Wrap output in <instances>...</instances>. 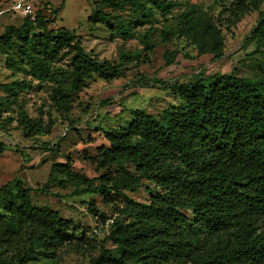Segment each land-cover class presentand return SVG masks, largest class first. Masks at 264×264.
Segmentation results:
<instances>
[{
  "label": "trees",
  "instance_id": "16d2710c",
  "mask_svg": "<svg viewBox=\"0 0 264 264\" xmlns=\"http://www.w3.org/2000/svg\"><path fill=\"white\" fill-rule=\"evenodd\" d=\"M246 1H238L227 17L220 18L190 0L97 4L130 5L134 15L141 13L137 26L148 24L153 10L165 17L180 7L176 29L162 31L163 41L175 35L192 47L194 58L220 59L222 27L234 28L251 10L258 12V21L249 39L264 47V10L259 11L256 1ZM44 17L40 10L35 22L22 19L21 26L6 27L0 35V52L12 38L26 45L22 58L29 69L18 70L37 83H53L51 104L56 112L67 113L85 82L112 81L121 77L122 70L118 64L93 58L74 32L48 30ZM107 18L98 10L87 22L92 28ZM117 28L122 36H129L130 24L117 22ZM150 37L147 32L142 36L148 52L154 48L148 44ZM120 55L121 61L129 57ZM180 55L165 52V66L175 64ZM66 58L64 69H52L53 60ZM167 88L180 100V107L163 110L157 118L136 109L130 112L126 129L104 132L107 145L96 150L94 160L96 170L106 171L101 184L93 186L92 180L72 173L68 160L51 167L49 177L55 172L83 185L73 192L75 196L97 195L111 203V192L122 199L104 246L88 264H264V78L218 74L204 78L201 72L189 83ZM4 116L0 115V129L9 140ZM23 124L29 139L48 135L51 126L49 122L43 128L26 117ZM5 148L0 141V152ZM111 167L116 171L110 174ZM145 181L153 185L146 186L153 192L147 202L124 194ZM17 183L14 194L0 188V264H57V251L70 246V225L58 212L34 206L33 189ZM89 208L98 213L92 205ZM107 244L110 249L104 248Z\"/></svg>",
  "mask_w": 264,
  "mask_h": 264
},
{
  "label": "rangeland",
  "instance_id": "374dc122",
  "mask_svg": "<svg viewBox=\"0 0 264 264\" xmlns=\"http://www.w3.org/2000/svg\"><path fill=\"white\" fill-rule=\"evenodd\" d=\"M12 1L0 0V10L8 8ZM100 1L47 0L46 8L42 10L48 30L65 28L74 32L84 50L93 58L118 64L122 70L121 77L112 81L93 78L85 82L69 112H56L52 106L53 83H37L18 70L29 69L22 58L26 45L12 38L0 52V115L6 117L5 126L9 134L6 148L0 152V188L4 187L14 194L20 181L23 186L33 189L30 199L34 206L56 211L69 223L70 246L57 251V264H88L90 259L96 258L100 246H104L102 241L109 234L122 199L111 192V203H104L97 195H73L83 185L55 172L49 177L54 164L65 165L68 160L72 173L92 180L93 186L99 185L102 182L100 177L106 171L96 170L94 160L96 150L107 145L104 132L126 129L131 120L130 112L136 109L157 118L163 110L180 107V100L167 87L189 83L201 72L204 78L217 74L264 78V47L249 39L258 21L255 10L241 17L234 28L227 30L222 27L224 54L220 59L207 56L194 58L192 47L177 36L166 41L161 38L162 31H175L180 7L172 8L165 17L153 10L150 22L137 26L141 13L134 15L130 5L123 4L119 8L99 6L97 3ZM190 1L220 18L227 17L228 9H233L240 0ZM254 1L259 11H263L264 0H247L246 3ZM145 4L150 7L149 2ZM98 10L108 14L109 18L91 28L87 18ZM117 22L130 24L127 38L120 33ZM21 24L19 16L10 12L2 14L0 35L6 27H19ZM146 32L151 36L148 44L154 46L152 52L146 50L142 41ZM165 52L188 55L191 59L180 55L175 64L166 67ZM120 54L129 57L121 61ZM54 61L53 70L55 67L64 69L69 58ZM14 83H25L30 87L20 90L12 86ZM25 117L40 123L43 128L51 122L49 134L26 138L23 129ZM115 169L111 167L107 171L111 174ZM143 183L137 190L124 191V194L136 202H147L153 192L147 191L146 186L152 189L153 185L146 181ZM90 205L95 207L97 214L91 212ZM184 213L189 216L187 211ZM99 214L104 219L98 218ZM104 248L110 249V245Z\"/></svg>",
  "mask_w": 264,
  "mask_h": 264
},
{
  "label": "built area",
  "instance_id": "2783aa9c",
  "mask_svg": "<svg viewBox=\"0 0 264 264\" xmlns=\"http://www.w3.org/2000/svg\"><path fill=\"white\" fill-rule=\"evenodd\" d=\"M46 1L47 0H13L8 8L0 10V16L4 13L10 12L19 16L21 19L35 22L38 11L46 8ZM0 141L4 144L8 143V140L5 138L1 129Z\"/></svg>",
  "mask_w": 264,
  "mask_h": 264
}]
</instances>
